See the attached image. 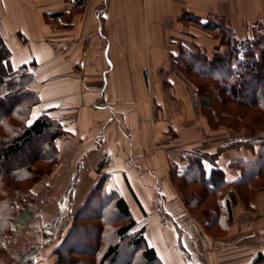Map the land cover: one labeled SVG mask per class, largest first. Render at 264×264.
I'll return each mask as SVG.
<instances>
[{"label": "crops", "instance_id": "1", "mask_svg": "<svg viewBox=\"0 0 264 264\" xmlns=\"http://www.w3.org/2000/svg\"><path fill=\"white\" fill-rule=\"evenodd\" d=\"M263 10L261 0H0V43L11 67L29 71L39 113L64 129L56 144L57 172L67 174L57 201L65 206L47 224L67 212L59 241L50 238L35 264L55 263L54 248L80 209L78 221H98L111 204L107 193L125 200L163 264H252L264 252V226L254 214L264 199L247 207L234 188L252 184L246 164L259 170L255 146L232 145L249 136L214 137L178 101V66L198 72V55H216L207 47L214 36L200 24L210 17L229 23L231 14L241 23ZM191 102L198 105L195 96ZM200 204L201 218L193 211ZM251 221L252 243H224ZM223 246L231 256L213 263Z\"/></svg>", "mask_w": 264, "mask_h": 264}, {"label": "rangeland", "instance_id": "2", "mask_svg": "<svg viewBox=\"0 0 264 264\" xmlns=\"http://www.w3.org/2000/svg\"><path fill=\"white\" fill-rule=\"evenodd\" d=\"M261 2L262 5H264V0H261ZM259 13L260 14L257 16L251 17L253 19L241 23L240 19H238L239 17L234 16L236 14H231L228 24L231 25L233 29L226 34L231 36L234 32H236L234 34L243 32L241 36L246 34L247 37H250L249 39L241 40L249 41V45H251L254 50L253 55L255 56V59L257 62H260L262 66V63L264 62V10ZM193 21L192 24H194V26L199 24L194 19ZM225 23L220 22V25L222 26L219 27L217 20L210 17L206 23L207 27H203L201 26L202 24H200L199 28L202 31L208 32L214 36L213 38L208 36L209 39H211L207 40L208 50L214 52L223 48L221 46V39L223 36L224 40L225 31H223V26ZM228 40L232 42V39L228 38ZM257 42H259V45ZM235 51L237 52L239 49H230V52L226 54L231 55V60H229L228 64L233 63L236 65L239 63L238 59L241 55L246 56V51L244 50L239 51L238 53ZM203 56L204 54L198 55V60L200 62H202ZM202 63L205 68L217 71H222V69H224L222 66H212L209 64L212 62H208L207 60H203ZM260 64L257 66L258 70ZM178 68V73H180L178 75L180 80L178 85L181 84L182 86L181 90L178 91L179 106H181V108L188 114L191 111V116H197L199 119L201 118V121H205V123L207 122L204 127L211 129L212 132L216 134L214 137L228 133L231 138H237L240 135L241 137H247L254 133L257 138H264V112L257 103L254 101H248L251 98L245 100V97H243L242 99L244 101L242 102L228 100L225 96L226 93L222 88L221 81L213 78L215 73L203 75L201 72L189 71L188 66L186 67L183 65L178 66ZM10 75L6 78L8 79ZM12 79L13 78H10V80ZM190 82L192 84L191 88L189 87ZM19 91L22 92V90L18 88L16 92ZM22 93L19 96H16L18 93H14V98L10 99L14 101L5 99V102H7L5 103V108H7L6 111L8 112L4 111L5 115L0 119L1 138L7 140L12 139L20 131L24 130L29 118L32 119V112L33 117L40 114V110L36 108V101L38 100L36 93H34V91L26 92V90H23ZM30 96H32V98H30ZM194 96L196 97L198 105L191 102L192 97ZM15 97L17 98L15 99ZM204 98H207V100L211 102L212 108L206 107V102H201ZM12 108H16L17 110H12ZM29 122H31V120ZM62 128L63 126L55 120L53 132L56 130L62 132L63 130L64 133V129ZM45 140V137L41 138L37 141L38 143H35L37 144V148H32L34 149L33 151L30 150L24 152L15 158L13 162H11L13 163V167L10 164L8 169L1 168L2 171L6 172H0V264H27V259H25V257L32 255L31 249H34L38 245H41L42 248L47 242L53 240H50L51 236L48 234L51 232L52 228L51 224H47V221L52 218L53 215L51 214L56 212L54 210L56 207H59V204L60 206H65V204L60 203L61 201L58 202L57 198L62 192V185L66 181L67 174L57 172L60 165H62V162H59L60 160L56 151L43 146ZM260 144L258 143L255 146L256 153L259 152L257 150L260 148ZM262 149L264 151V143ZM44 151H46L47 154H44ZM257 161L259 162L260 167L259 170L257 168L256 171L251 169L255 168L256 165L246 164L248 178L253 179L252 184H248L245 187L234 186L236 192L240 195V199L245 202L247 207H249V202L251 200H258V202H260L264 199V166H262V160L260 163L259 153ZM180 181H182V179ZM191 186L192 184L183 185V191L188 193L192 188ZM207 191V188H201L202 195H205ZM204 204L205 203H203V205ZM203 205L200 204L199 207L194 208V210L192 209L200 214V218L204 207ZM255 211L256 213L254 214L257 216L256 219L259 221L260 227L264 226V206L262 207V210L259 209ZM66 212L67 210H62L63 216ZM247 214L250 215V213ZM78 223L97 225L98 221L84 219L79 220ZM256 225L257 223L254 224L253 221L249 222L247 227H244V230L241 232L239 230V232L236 233L238 235L237 237H222L223 235L216 237H222L224 243L227 245L231 243L233 244L234 242H246L247 244H250L253 242V229ZM60 227L62 228L63 226ZM206 228L211 234H216L214 229ZM263 229L264 228L262 227L261 230ZM88 232L91 231L88 230ZM93 234L92 231L88 238H94L92 236ZM59 237L60 235L56 233L54 236L55 243L59 241ZM232 250L233 248L228 246L220 248L218 252L214 253L215 260L213 263H219L220 261L221 263H226L231 256L229 253ZM44 255V253H41L40 255L36 254V260L41 259ZM43 264H49V262L46 261L43 262Z\"/></svg>", "mask_w": 264, "mask_h": 264}, {"label": "trees", "instance_id": "3", "mask_svg": "<svg viewBox=\"0 0 264 264\" xmlns=\"http://www.w3.org/2000/svg\"><path fill=\"white\" fill-rule=\"evenodd\" d=\"M218 26L221 27L222 25ZM232 29V26L226 22L223 26V31H225L224 40L223 36L221 39V46L224 50L221 52H217L216 50L214 59L207 60L208 62H212L209 63L212 66H222L224 69H222V71H217L205 68L202 63L203 61L200 62L198 60V72H201L203 75L215 73L213 78L221 81L222 88L228 100L242 102L244 101L242 99L243 97H245V100L251 98L248 101L257 103L264 112V62L261 66L260 62H257L255 59L253 55L254 50L251 45H249V41H244L250 38L247 37L246 34L243 36H241L243 32H239L238 34H234L236 33L234 32L231 36L226 34L229 31L231 32ZM228 38L232 39V42L229 41ZM257 44L259 45V42H257ZM230 49H239V51L244 50L246 51V56L241 55V58L239 57L238 59L239 63L236 65L233 63L228 64L229 60H231V55L226 54L230 52ZM239 51L235 52L238 53ZM204 58L205 56L202 57V59ZM258 64H260L259 70L257 68ZM9 75L10 77L7 79L6 77ZM10 78L13 79L10 80ZM32 82L33 78L29 71L26 69L15 71L11 67L8 56H6L5 50L0 43V119L5 115L4 111L8 112L6 111L7 108H5V103H7L5 101L14 98V93H18L16 96H19L23 90H26V92L34 91L38 96L37 92L31 88ZM18 88L22 90V92H16ZM16 98L17 97H15V99ZM30 98H32V96H30ZM38 101L39 96L36 103H38ZM12 110L16 111L17 109L12 108ZM31 115L32 119L29 118L24 130L20 131L16 136L14 135L15 137L8 140L0 137V172H6L2 171L1 168L8 169L10 164L13 167V163L11 162L22 153L30 150L33 151L37 148V144L35 143H38L37 141L43 137H45L46 140L45 143L43 142L44 145H42L51 148L58 154L56 140L64 134L63 130L62 132H59V130L53 132L55 120L48 117L46 113H40L38 116L33 117L32 112ZM30 120L31 122H29ZM238 143L245 144L248 148L262 143L260 144L261 146L258 153L260 163L262 160V166H264V151L262 149L264 143L263 137L257 138L253 133L247 139L236 143L232 142V145ZM45 153L47 154L46 151H44V154ZM258 153H256L257 156ZM113 195H115V193H107L104 195L107 199L110 197L108 201H111V204L109 205V203H107L103 205V213L100 212L98 214L97 225L78 223L76 218L82 217L81 214H83V212L81 209L75 214L68 233L54 248L57 254L54 264H163L156 250L149 245L145 234V228L139 226L135 219H132L130 216L125 200L122 198L118 199V196L115 200L111 199ZM92 200L93 199H91V201ZM97 208H102L101 203ZM61 210L55 218L49 222L52 229L48 234L51 238L56 235L59 222H62L60 220L62 216ZM100 216L105 219L100 220ZM67 218L65 222H63L65 225L68 222ZM88 230L91 232L93 231L94 234L92 236L94 238H88L91 233L88 232ZM40 249L41 245H38L34 249H31L32 255H25L27 264H35L36 254H39ZM252 264H264V253L262 251L257 254Z\"/></svg>", "mask_w": 264, "mask_h": 264}]
</instances>
